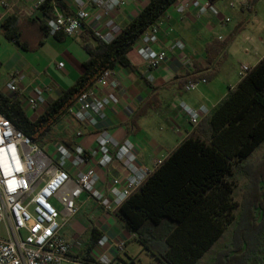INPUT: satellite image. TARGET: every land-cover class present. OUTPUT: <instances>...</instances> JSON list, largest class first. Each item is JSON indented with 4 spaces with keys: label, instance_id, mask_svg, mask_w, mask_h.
Returning <instances> with one entry per match:
<instances>
[{
    "label": "trees",
    "instance_id": "1",
    "mask_svg": "<svg viewBox=\"0 0 264 264\" xmlns=\"http://www.w3.org/2000/svg\"><path fill=\"white\" fill-rule=\"evenodd\" d=\"M174 1L147 0L109 43L97 40L89 29H85L82 47L88 57L82 63L83 72L70 86L48 102L34 119L26 114L17 93L7 95L0 91V112L32 141L44 147L50 140L53 125L67 115L69 106L103 69L114 68L117 64L130 65L128 51L148 25ZM253 1L247 0L248 9ZM55 7L64 13L69 12L66 0H44L41 4V10L47 16H53ZM12 19L13 15H10L0 23L4 36L18 47L28 49L20 27L12 23ZM30 20L37 24L43 36L48 35V28L41 19ZM242 28L243 21H240L222 40L213 38L206 45L208 61L222 53ZM218 66L219 61H216L210 71L189 74L184 80L210 79L216 75ZM262 141L264 56L249 67L237 84L123 200L113 215L145 248L150 249V243L160 241V248L152 254L162 264H198L227 227L232 223L237 225L242 219L241 212L238 216L236 212L241 210L243 203L236 201L232 194L234 174L240 172L244 175L248 189V170L257 169L259 172L251 179L256 197L247 203L245 210H241L245 225L238 241L231 242L229 248L204 264H227L231 259L239 264H264V177L260 164L252 168L253 164L248 161V156ZM249 232L257 235L256 247L252 250H248ZM100 236L99 231L91 228L81 252L82 258Z\"/></svg>",
    "mask_w": 264,
    "mask_h": 264
},
{
    "label": "crops",
    "instance_id": "2",
    "mask_svg": "<svg viewBox=\"0 0 264 264\" xmlns=\"http://www.w3.org/2000/svg\"><path fill=\"white\" fill-rule=\"evenodd\" d=\"M34 1L0 0V23L5 17L13 15L12 23L20 27L22 37L29 46L28 49L18 47L4 36L0 27V47L6 51L0 56V69L2 68L6 75L5 85L0 91L7 95L13 94L7 91L6 83L12 77L23 74L24 79L18 83L17 94L28 96L35 86H48L50 89L44 92L48 103L83 72L82 63L88 54L82 47V39L88 27L83 28L75 36H66L61 32L55 36H43L37 24L30 20L34 18L31 7ZM146 1L126 0V4L115 11V22L120 27L124 26L140 11ZM246 2L247 0L235 2L215 0L213 3L218 8V15L209 12L200 15L196 7H191L180 14L172 3L161 16L173 27L174 32L170 34L165 29H159L157 40L152 44L156 51L168 50L166 60L160 66L150 69L138 55L136 41L127 53L130 65L115 66L119 83L116 91L119 102L107 109L106 119L98 128L91 129L70 116H63L53 125L50 140L44 148L51 149V144L55 141L66 145L78 143L85 148H92L96 144V132L106 129L118 140H130L135 147L137 162L154 169L155 161H162L195 127L190 124L188 115L181 110L180 103L183 102L193 109L204 107L206 113L199 116V122L240 80L241 64L252 67L264 56L262 44L264 37L259 40L256 35H247L246 30L242 29V34H245L243 41L249 43L251 50L248 46L237 45L234 37L222 53L215 55L213 61L209 62L207 59L206 45L213 38L220 40L225 38L237 23L243 20V16L247 12L250 13ZM232 15L236 17L235 22H232ZM175 40H180L184 44L182 50L172 47ZM45 46L56 49L57 54L45 55L47 52ZM182 55L191 59L193 63L191 71L181 66ZM216 61H219V66L215 76L200 82L191 91L182 89V83L187 75L206 73L214 67ZM58 62H62L63 67L58 68ZM148 76H151V79ZM22 106L31 119L37 117L43 110V107H40L29 112L24 104ZM76 129H81L84 135L76 138L74 135ZM101 174L106 180L109 177H119L122 181L121 188L128 171L118 161L113 160ZM54 203L59 206L56 201ZM78 203V213H85L89 221L87 228H79L78 220L73 217L60 229L69 240L81 239L84 244L80 249L73 248L71 254L78 252L81 254L90 237L91 228H95L101 235L105 233L110 238L118 234L124 235L127 239L122 251L125 257L120 254L117 261L123 264H136L126 247L130 239L135 238V234L126 231L114 215L103 216L101 209L94 200L87 198L86 193L80 195ZM95 257L96 251L92 247L87 249L83 259ZM156 260L162 264L159 258L156 257Z\"/></svg>",
    "mask_w": 264,
    "mask_h": 264
},
{
    "label": "built area",
    "instance_id": "3",
    "mask_svg": "<svg viewBox=\"0 0 264 264\" xmlns=\"http://www.w3.org/2000/svg\"><path fill=\"white\" fill-rule=\"evenodd\" d=\"M43 2L35 0L31 7L33 17L46 24L49 36L59 32L75 36L88 27L103 43L111 42L120 32L114 13L126 4V0H67L69 12L55 7L53 16H47L41 10ZM174 2L180 14L191 7H196L200 15L219 13L210 0ZM159 29L170 34L174 32L160 16L137 39V53L150 69L160 66L168 55V50L152 48ZM172 47L182 50L184 44L175 40ZM180 61L187 71L193 69L188 56L182 55ZM57 67H63V63L58 62ZM248 69L247 64H241L240 77ZM23 79V74L12 77L6 83L7 91L17 93L18 83ZM205 81L204 78L184 80L182 89L191 91ZM118 87L115 67L103 69L69 106L67 116L91 129L98 128L107 117V109L119 102ZM49 89L48 86H35L30 95H19L21 104L30 111L44 108L47 104L44 92ZM180 108L188 115L192 126L206 113L204 107L193 109L183 102ZM74 135L79 138L84 133L76 129ZM95 143L94 147L85 148L78 143L66 145L55 141L48 150L32 141L0 112V221H4L7 234L5 238L0 237V264H123L117 257L126 244L124 235L110 238L103 233L93 246L96 257L87 262L79 252L71 254L73 248L82 247V240L71 241L60 232L63 224L77 215L82 193L94 200L103 216L108 217L153 170L137 162L134 144L128 139L118 140L108 130L101 129L96 132ZM113 160L128 171L121 188L119 177L106 180L101 174ZM160 162L155 161L154 168Z\"/></svg>",
    "mask_w": 264,
    "mask_h": 264
},
{
    "label": "rangeland",
    "instance_id": "4",
    "mask_svg": "<svg viewBox=\"0 0 264 264\" xmlns=\"http://www.w3.org/2000/svg\"><path fill=\"white\" fill-rule=\"evenodd\" d=\"M235 2V0H227V2ZM235 16L232 15V22H235ZM243 28L246 30V34L247 35H256V37L261 40V38L264 37V0H254L252 5H251V9H250V13H246V15L243 16ZM242 29L237 31L234 34V37L236 38L235 41L238 43L237 45H245L248 46L249 49L251 50V46L249 45V43H247L246 41H243V37L245 34H242ZM233 37V38H234ZM45 51H47L45 53V55H49V56H53L55 54H57L56 49L54 48H49V46H45ZM5 49H1L0 47V56L4 53L5 54ZM5 80H6V75L4 74L3 69H0V89L3 88L5 85ZM31 112V111H29ZM30 114V113H28ZM51 148V147H50ZM248 161L250 163L253 164V166H251L252 168H256L259 164H260V168L261 170V174L264 177V141H262L254 150L253 152L248 156ZM256 162V163H255ZM258 163V165L256 166V164ZM249 169V168H248ZM249 172V182L248 185L250 188L247 189L245 183H247L246 178L244 177V175L240 172H236L234 174V181H235V186H234V190H233V198L238 201L239 203H243V206L241 208V210H245V207L247 205V203L249 201H251L253 198H255L256 196H254V182L251 180L254 178V176L259 172L257 169H252V170H248ZM263 182V187H264V180ZM245 205V206H244ZM241 210H238L236 212V216L239 215V213L241 212L242 215V219L239 220V222L237 223V225H233L230 224L226 231L224 232L223 236L214 244V246L212 247V249L210 251L207 252V254L204 256V258L202 259L201 262H199L198 264H204L206 262H211L214 258L215 255L221 253L222 251H224L225 249L229 248V246L231 245V242L235 243L236 241H238L240 234L243 231V227H244V214L242 213ZM85 214V213H84ZM82 212L78 213L75 216V219L78 220V227L81 229H86L87 226L89 225V221L86 218V216L84 215ZM60 221V218H59ZM256 232V231H255ZM255 232H249L248 235V250H252L256 247V234ZM86 234V233H84ZM7 236L6 234V225L4 223V221H0V237L5 238ZM87 237V235H86ZM83 239L84 236H82ZM232 238V240H231ZM135 239V238H134ZM130 239L129 243L127 244V250H128V254L129 256H131L132 258H134V262L136 264H159V262L156 260V256L154 254H152V252H154L155 250L159 249L161 244L160 241L159 242H152L150 243V249L145 248L143 245H141L136 239ZM84 246V244H82V247ZM84 249V248H83ZM123 257L124 256V252L120 253ZM227 264H239L236 263L233 259H231L230 261H228Z\"/></svg>",
    "mask_w": 264,
    "mask_h": 264
}]
</instances>
